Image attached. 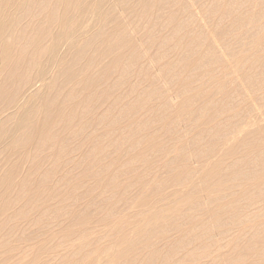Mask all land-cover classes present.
Returning <instances> with one entry per match:
<instances>
[{"label":"rangeland","instance_id":"obj_1","mask_svg":"<svg viewBox=\"0 0 264 264\" xmlns=\"http://www.w3.org/2000/svg\"><path fill=\"white\" fill-rule=\"evenodd\" d=\"M156 1L137 3L133 18L127 12L123 13L122 7H116L115 14L122 29H127L128 22L131 27L144 21L147 14L150 18L152 4ZM107 2L114 5L115 0ZM191 4L198 8L205 7L202 10L203 17L195 14ZM173 9L179 10V13L173 15L172 21L156 20L150 24L147 34L153 41L162 43L160 45L166 51L164 62L171 64L165 72L159 70V62L153 58L157 47L152 42L140 53V57L144 58L143 71L138 70L136 58L125 62V82H137L135 94L148 92L149 96L135 106L134 112L116 122L124 127V121L131 120L127 118L130 116L146 131L152 125L162 123L164 134L153 139L160 146L147 150L144 161L138 160L134 156L142 152L140 147L148 135L140 136L136 133L132 139L137 145L123 154L120 166L112 167L113 171L91 169L97 166L98 160L105 167L108 166L106 163L111 158L116 159L118 153L129 144L127 142L123 148L104 145L102 149L91 150L88 147L91 141L100 146L108 135L101 133L108 120L97 121L100 117L98 113L104 106L102 98L98 103H88L84 111L79 110L74 115V119L65 127L64 140L49 142V145L59 144V153L45 140L41 149L31 147L26 151L28 155H34L33 164L37 169V174L29 178L28 187L32 185L38 188V183L42 182L38 181L41 174L47 175L42 184L44 186H52V189L55 185L68 186L70 183L63 180L65 173L62 170L79 176L84 172L80 167L81 163L88 165L91 170L86 173V184L75 187L67 201L61 205L58 203L59 199L54 202V206L60 205L62 210L61 217H52L55 239L52 241L54 253L50 262L44 260L48 248L41 243L43 234L26 227L20 232L19 239L23 241L21 240L19 247L23 250V264H87L94 256L93 251H97L100 256L99 264H110V261L112 264H247L248 261L238 258L251 239L256 241L262 251L259 254V264H264V163L261 161L264 157V0H178L175 5L167 6L154 15L160 16ZM228 9H232L231 13ZM146 10L148 12L144 14ZM42 13L45 10L37 7L16 13L18 34L25 37L19 41L21 44L31 40L29 35L22 34L23 30L29 32L31 26L35 27L32 18H37ZM21 14H24L23 18ZM239 15H244L251 21L243 23L242 27L234 24ZM92 28L98 29L95 25ZM217 31L222 35L215 36L214 32ZM77 34L70 39L77 41L80 37ZM7 39L13 46H17L14 40ZM217 40L222 45L225 58L216 52L213 41L219 45ZM143 43L144 38L138 42L135 54H138ZM97 48L99 47L95 46ZM24 50L12 49V59H20L22 53L26 52ZM27 63L28 59L25 60V64ZM5 75L6 73L0 72V82ZM52 75L56 80L61 77L55 74V69L51 72L50 76ZM145 75L153 78L155 84H151L150 79L146 80ZM179 78L183 86L176 87ZM13 86L14 82L8 85L9 88ZM70 87L72 84L66 88ZM123 87L114 75H110L106 86L97 83L95 89L97 93L105 91L114 98ZM177 88L188 91L186 96H193L186 99L177 95L176 101L162 114L158 110L157 98L152 97L151 93L157 96L158 91L166 92ZM155 112H158V117H155ZM254 114L259 118L258 121ZM128 130H134V127L131 126ZM92 133L96 134L95 139L91 137ZM109 134L114 142H121L122 130L114 129ZM235 144L238 146L234 156L220 170L233 169L238 172V176L228 182L222 180L223 184H217L216 181L214 184L218 185L219 191L209 194L210 196L201 195L200 204L196 207H186L180 213L175 229L167 227L161 230L163 233L156 235L160 237L153 240L150 239L155 235L152 232L138 236L137 239L131 237L130 248H121L111 243L117 233L121 237L128 234L119 229L132 219V211L138 200L143 198L141 195L151 196L165 188L167 191L178 189V194L185 198L191 193L188 185L194 179L193 170L202 164L208 167L214 154L224 152ZM71 152L74 160L67 163L71 160ZM46 158L57 161L46 162ZM92 158H95V162H91ZM52 164L62 169L58 171L56 178L49 174L54 168ZM188 164L195 168L186 172L185 166ZM27 168L28 164L22 167V172L25 173ZM173 169L181 170L182 180L178 182V188L169 186L174 182L167 170ZM36 177L37 180L34 179ZM110 177L113 180L108 181L106 178ZM78 179L79 177L76 180ZM96 181L97 189L90 194ZM196 186L202 187L204 184L201 182ZM35 197L43 198L44 201L46 199L40 194ZM17 207L21 208V203ZM76 214L82 215L84 222H78ZM114 226L117 229H112ZM68 229L71 234L66 242L67 248L61 235L69 233ZM221 229L226 230L220 231ZM87 230L93 231L92 235L99 238L98 242L92 244ZM16 237L14 234L7 235L3 240L0 237L2 250L7 253L9 246L17 240ZM146 240L148 241L143 246L137 244ZM107 247H110L107 253L110 255L103 254V248ZM118 248H121L120 251Z\"/></svg>","mask_w":264,"mask_h":264},{"label":"bare ground","instance_id":"obj_2","mask_svg":"<svg viewBox=\"0 0 264 264\" xmlns=\"http://www.w3.org/2000/svg\"><path fill=\"white\" fill-rule=\"evenodd\" d=\"M145 2L146 0H115L114 5H109L107 0H0V72L6 73L4 80L0 82V229L2 230L0 237L3 240L9 234L17 236V240L9 246L7 253L0 247V264H9V262L10 264H23V250L19 247V243L23 239H19V234L23 232L24 227L34 229L35 233L43 234L44 238L41 243L48 248L44 260L47 259L50 262L51 255L54 253L52 241L55 239V224L52 217H61L62 207L60 205L70 198L71 191L75 187L86 184L88 177L86 173L91 169L113 171L112 167L120 166L123 154L137 145L132 139L136 133L140 136L148 135L147 140L140 147L142 152L134 156L138 160L144 161L147 150L160 146L153 139L155 136L158 138L159 135L164 134L165 129L162 127V123L154 124L146 131L137 125L134 118L129 116L127 118L131 120L124 121L126 124L124 127H121V124H116L120 118L134 112L135 106L147 100L149 96L148 92L135 94L137 82L133 84L125 82V67H127L125 62L136 58L138 70L143 71L144 58L140 57V53L145 51L146 46L152 42L153 46L157 47L153 58L159 62V70L165 72L171 64L164 62L166 51L162 49L160 45L162 43L153 41L147 34L150 24L156 20L172 21L173 15H177L179 10L173 9L156 17L154 14L167 6L175 5L178 0H157L152 4L153 11L150 18L147 14L144 21L131 27L128 22L125 30L122 29L119 18L115 14V9L119 6L122 7L123 13L127 12L133 18L137 3ZM191 6L196 15L201 14L200 17H203L202 10L205 7L198 8L193 4ZM31 7L42 8L45 13L40 14L37 18H32V23L35 21V27L31 26L29 32L27 30L22 32L23 35H29L31 40L26 44H21L19 41L25 37L18 34V27L15 25L16 18H18L16 13L20 14L24 9ZM231 11L232 9H228L229 13ZM146 12L148 11L146 10L144 14ZM23 17L24 14H21V18ZM250 21L248 17L239 15L235 18L234 24L242 27L243 23ZM93 25L98 29L92 30ZM74 34L80 36L76 39L77 41L70 39ZM214 35L220 36L222 33L217 31L214 32ZM7 38L14 40L17 46H13ZM143 38L144 43L140 46L138 54H135L136 46ZM77 42L78 44L75 45ZM215 42L213 41L216 52L225 58L222 45L218 40L219 45H216ZM95 46L99 48L95 49ZM207 47L209 48V44ZM12 49H25L26 52L22 53L20 59L14 61ZM26 59H28L27 64H25ZM54 69L55 74L61 75L58 80L54 78V74L50 76ZM110 75H114L116 81L124 86L114 98H111L105 91L97 93L95 89L97 83L106 86ZM145 79H150L151 84H155L153 78L145 75ZM10 82H14V86L9 88ZM70 84L72 87L66 88ZM181 86H183V82L179 78L176 87ZM182 88L166 92L158 91L157 96H154L153 92L151 93L152 97L157 98L158 110L162 114H165L166 108L176 101L177 95L186 97V99L193 96L192 94L186 96L188 91ZM102 98L104 106L98 113L100 117L97 121L108 120L101 131L108 135L104 137L100 146L91 141L88 147L91 150L102 149L104 145L107 147L116 145V147L123 148L129 142L126 149L121 150L116 159L111 158L106 163L108 165L106 167L99 160L97 166L91 169H88V165L81 163L80 167L84 169V172L79 176H74L70 171H63L52 164L54 168L49 174L56 178L58 171L62 170L65 173L63 180L70 183L68 186L55 185L54 189L52 186H44L42 184L46 181L47 175L41 174L38 181L42 182L38 183V188L32 185L28 187L29 178L37 174V169L33 164L34 155H28L26 151L31 147L38 148L37 150L41 149L44 140L48 145L53 140L58 142L64 140L65 127L74 119V115L79 110L84 111L88 103H98ZM257 115H259L258 111ZM155 117H158V112H155ZM254 117L258 121L259 118L256 114ZM153 121L156 120L153 119ZM131 126L134 127V130H128ZM149 126L150 124H148ZM176 127L177 125L174 126V129ZM114 129L122 130L120 143H117V140L114 142L109 134ZM91 137L95 139L96 134L92 133ZM49 146L59 153V144L53 143ZM237 146L235 144L224 152L218 151L213 155V161L208 167L206 164H202L198 169L193 170L194 179L188 185L191 193L185 198L178 194V189L167 191L165 188L154 192L151 196L141 195L143 198L138 200L136 208L132 211V219L119 229V231L128 234L121 237L117 233L111 243L119 245L121 248H130L131 237L137 239L138 236L152 232L155 233L150 238L153 240L160 237L156 235L164 232L161 230H165L167 227L175 229L177 219L186 207H196L200 204L201 195L210 196L209 194L219 191L218 185L214 184L216 181L217 184H223L222 180L228 182L238 176V172L233 169L220 170L234 156ZM69 159L71 160H68L67 163H72L74 160L72 152L69 153ZM47 161L57 160L46 158ZM261 161L264 163V157L261 158ZM91 162H95V158H92ZM26 164H28V168L23 173L22 167ZM192 168L195 167L188 164L185 166V171L189 172ZM230 168L233 166L230 165ZM167 172L170 173L174 182L169 186L178 188V182L182 180L181 170L173 169L167 170ZM78 177L79 179L76 180ZM34 179L37 180V177ZM106 179L113 180L112 177ZM201 182L204 186H196ZM97 185L98 182H94L90 194L95 193ZM37 194L46 197L45 201L43 198L35 197ZM57 199H59L60 205L55 207L54 202ZM19 202L21 208L17 207ZM5 218H12L15 221H5L3 220ZM75 219L78 222H84V217L80 214H76ZM219 226L221 225H216V227ZM112 229H117V226ZM225 230L221 229L220 231ZM92 232L87 230L86 233L94 244L98 242L99 238L92 235ZM70 234L69 231V233L64 232L61 235L67 248L66 242H68ZM147 241L137 244L143 246ZM249 241L238 259L248 261L247 264H259V254L262 251L254 239ZM121 248H118V251ZM109 249L110 247L103 248V254L110 255L107 254ZM13 252L14 254H11ZM93 255L87 264H99L98 252L93 251ZM119 257H123V255H119ZM109 263L112 264V261Z\"/></svg>","mask_w":264,"mask_h":264}]
</instances>
